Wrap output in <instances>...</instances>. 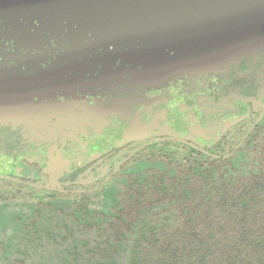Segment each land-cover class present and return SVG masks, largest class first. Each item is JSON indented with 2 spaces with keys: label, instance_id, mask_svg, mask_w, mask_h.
I'll use <instances>...</instances> for the list:
<instances>
[{
  "label": "rangeland",
  "instance_id": "1",
  "mask_svg": "<svg viewBox=\"0 0 264 264\" xmlns=\"http://www.w3.org/2000/svg\"><path fill=\"white\" fill-rule=\"evenodd\" d=\"M0 38L11 46L0 52V137L3 126L35 130L24 134L37 144L34 157L54 168L76 169L99 157L82 172L84 182L105 172L115 153L126 156L133 141L207 146L262 108L245 105L244 97L264 98V0H0ZM89 41L102 62L110 66L118 56L121 63H80L75 46ZM48 42L62 47L43 53ZM249 54L260 62L227 65ZM85 92L105 103L56 102ZM160 97L176 119L178 111L202 106L196 125H206L204 134L168 126L159 116ZM13 167L20 168L0 158V172Z\"/></svg>",
  "mask_w": 264,
  "mask_h": 264
},
{
  "label": "trees",
  "instance_id": "2",
  "mask_svg": "<svg viewBox=\"0 0 264 264\" xmlns=\"http://www.w3.org/2000/svg\"><path fill=\"white\" fill-rule=\"evenodd\" d=\"M251 110L207 146L133 141L90 182L99 157L54 168L35 130L3 126L0 158L20 168L0 172V264H264V107Z\"/></svg>",
  "mask_w": 264,
  "mask_h": 264
},
{
  "label": "flooded vegetation",
  "instance_id": "3",
  "mask_svg": "<svg viewBox=\"0 0 264 264\" xmlns=\"http://www.w3.org/2000/svg\"><path fill=\"white\" fill-rule=\"evenodd\" d=\"M16 36V35H14ZM8 41L11 43H14L10 36L8 37ZM1 39V38H0ZM2 42V41H0ZM8 44L5 43H1L0 44V52L3 50V48H6L7 50L9 49ZM47 47V48H46ZM46 49L43 51V53H49L50 51L53 50H58V48H61L62 45L60 44L59 46H56L55 44H53L52 42H48L46 45ZM98 45L96 43H94L93 41H89L86 43H83L81 45L76 44L75 46V52L76 54L79 55L80 57V63L85 64V63H89L91 67L93 68H100L102 66H107V67H115L118 65V63H121V61L118 59V56H114V61L113 64L109 66V61L107 60H103V62L100 60V50L97 48ZM49 51V52H48ZM95 57L96 60L98 61L97 64H93L94 62L90 59L91 57ZM254 61L256 62H260V57L259 56H253L251 54L249 55H244V56H240L237 60L236 63H229L227 65H229L230 67H237L238 69L240 67H245V66H249L248 64L253 63ZM99 62L101 64H99ZM126 64H129L130 62L128 60H124L122 61ZM103 64V65H102ZM259 65V64H258ZM129 78V77H128ZM188 84V83H187ZM185 91L182 90V93H184ZM261 92V93H260ZM259 93L260 94H264V89L263 88H259ZM181 94V93H180ZM75 96H86L90 101L89 102H83L82 104L80 103L78 106L76 104H73V99ZM186 98H188V100H190V96L189 95H185ZM207 99V98H206ZM51 102L54 100L52 97L49 99ZM245 100V105L247 102L251 103V104H257L261 107H264V98L260 95H256L255 92H252L251 94H249V96H246V98L244 97ZM158 101L160 103V111H159V116L165 120L168 124V126H171L172 128H174V130L180 132V133H186L188 132V130H191L192 128H194L195 130H198V132L200 134H204V130L203 127L201 126H206L205 124H199L196 125L199 121V119L201 120V115L203 113V108L202 106H200L199 108H194L193 106L190 107V109L188 111L186 110H181L178 111L180 113V118L176 119L173 117L172 115V106L169 105L168 100L163 99L162 97L158 98ZM56 102L58 104H64L65 105H70L73 108H79L82 105H89V104H99V105H103L105 103V100L100 99L97 96H93L91 94H88L85 92V94H77L74 93L73 95H68L65 99L60 100L57 99ZM193 105V104H192ZM261 109V108H260ZM206 137V136H205ZM207 139V137H206Z\"/></svg>",
  "mask_w": 264,
  "mask_h": 264
},
{
  "label": "water",
  "instance_id": "4",
  "mask_svg": "<svg viewBox=\"0 0 264 264\" xmlns=\"http://www.w3.org/2000/svg\"><path fill=\"white\" fill-rule=\"evenodd\" d=\"M73 104H76L77 106L83 102H89L90 100L86 96H75L74 99L72 100Z\"/></svg>",
  "mask_w": 264,
  "mask_h": 264
},
{
  "label": "bare ground",
  "instance_id": "5",
  "mask_svg": "<svg viewBox=\"0 0 264 264\" xmlns=\"http://www.w3.org/2000/svg\"><path fill=\"white\" fill-rule=\"evenodd\" d=\"M239 120V119H238Z\"/></svg>",
  "mask_w": 264,
  "mask_h": 264
}]
</instances>
